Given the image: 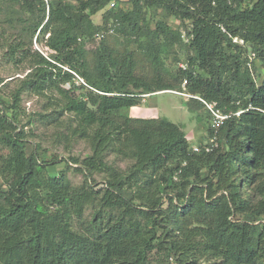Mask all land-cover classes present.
Returning a JSON list of instances; mask_svg holds the SVG:
<instances>
[{"label":"trees","instance_id":"16d2710c","mask_svg":"<svg viewBox=\"0 0 264 264\" xmlns=\"http://www.w3.org/2000/svg\"><path fill=\"white\" fill-rule=\"evenodd\" d=\"M0 46L24 75L0 88V264H264V0H0ZM167 91L197 97V122L198 98L243 113L194 152L180 125L127 114ZM25 94L91 155L58 170L40 143L28 153Z\"/></svg>","mask_w":264,"mask_h":264},{"label":"rangeland","instance_id":"374dc122","mask_svg":"<svg viewBox=\"0 0 264 264\" xmlns=\"http://www.w3.org/2000/svg\"><path fill=\"white\" fill-rule=\"evenodd\" d=\"M122 6L124 8L128 7L126 3ZM94 22L96 24L102 23V13L94 17ZM169 22L172 26H176L174 21L170 20ZM20 33H22V27H18L15 31L13 30L11 32V34ZM110 40L111 43L114 44V49L120 53H123L124 51H132L136 55L138 52V46L134 43L125 42L122 38H113ZM33 44L35 48V39ZM92 47L94 46H90V48ZM4 52L5 51L0 46V79L4 81V83L0 85V88L6 84L7 87L2 89L8 93L18 87L17 81H9L18 77L23 78L24 75L23 73L19 72V69L16 68L13 63L9 62L7 58H5ZM168 64L171 65V60H169ZM254 64L256 65V71H254L255 76L257 77L258 83H261L262 79L260 78L263 76L261 64H259V62H254ZM258 75L260 78H258ZM186 100L187 99L185 97L163 92L160 93V95L146 98L147 102L145 104L140 106V108L138 107L132 108L129 111L127 110V114L130 117L141 116L143 118H166L172 123L180 125L184 129L191 145H203L208 140L210 117L207 119L204 118L202 122H197L195 120L196 116L186 108L184 103ZM47 106L48 100L45 97L34 96L31 94L23 95L22 119L23 124L27 126L25 130L27 133V140L30 142L28 145V153H31L35 145L40 143L42 150L46 152L48 160L52 157L58 158L60 160L58 170L65 169L67 164L64 162L69 163L70 158L84 159L91 155V149L87 142L79 139L74 141L66 140L63 138L65 137V132L62 130L59 131L54 126H44L38 121V115L45 113L44 111L46 110ZM28 122L32 123L29 124ZM6 154L7 150L0 147V157ZM113 159L114 157H111V160ZM117 163L123 169L128 166V163L126 162ZM68 177L74 185H80L83 182V176L81 174L75 173L72 169L69 170ZM95 178L99 183H102L103 177L100 175H95ZM155 262H153V264H155ZM171 264H175L174 260H171Z\"/></svg>","mask_w":264,"mask_h":264},{"label":"built area","instance_id":"2783aa9c","mask_svg":"<svg viewBox=\"0 0 264 264\" xmlns=\"http://www.w3.org/2000/svg\"><path fill=\"white\" fill-rule=\"evenodd\" d=\"M230 1V0H229ZM111 8H114L115 7V3H112L110 5ZM223 32L226 33V30L223 29ZM114 30L113 29H110L107 32H100L98 34H96L95 36V40L97 42H100L101 40H103L105 38V36L107 34H114ZM234 43L236 44H240V45H245V42L244 40L240 39V38H235L234 40ZM35 49L38 50L39 52L43 53L41 51V49L39 48V46L37 44H35ZM255 57V54H251V59H253ZM182 68H185L183 64L180 65ZM66 70H68L67 68H65ZM70 71V70H68ZM71 72V71H70ZM73 73V72H72ZM77 79L84 83V81L75 73H73ZM187 82L184 83V87L186 86ZM167 93H172V94H175V95H179L181 97H185L186 99H189V98H197V97H193V96H190L188 94H185V93H182V92H177V91H167ZM199 100H201L204 105L206 106V109H207V112L210 116V123H209V128H210V134L208 136V140L205 144L203 145H195L193 146V150L194 152H201V151H205L206 153H210L212 152L219 144V131H220V128L221 126L229 119H231L233 116H236V117H239L243 111H239L237 113H225L224 111H222L221 109H219L216 104L214 103H209L203 99H200L198 98Z\"/></svg>","mask_w":264,"mask_h":264},{"label":"crops","instance_id":"0c3cea01","mask_svg":"<svg viewBox=\"0 0 264 264\" xmlns=\"http://www.w3.org/2000/svg\"><path fill=\"white\" fill-rule=\"evenodd\" d=\"M159 95H160V94H159ZM146 102H147V101L145 100V101H144V104H145ZM135 108H138V107H135ZM139 108H140V107H139ZM139 115H140V114H139ZM133 118H143V117H141V116H140V117L135 116V117H133ZM144 119H146V117H144ZM198 145H199V144H198ZM200 145H201V144H200ZM192 146H195V145H192Z\"/></svg>","mask_w":264,"mask_h":264}]
</instances>
